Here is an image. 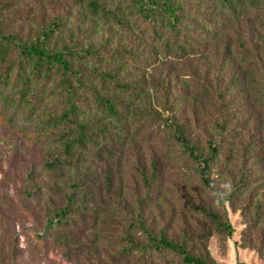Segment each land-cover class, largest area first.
Listing matches in <instances>:
<instances>
[{
  "label": "rangeland",
  "instance_id": "rangeland-1",
  "mask_svg": "<svg viewBox=\"0 0 264 264\" xmlns=\"http://www.w3.org/2000/svg\"><path fill=\"white\" fill-rule=\"evenodd\" d=\"M174 2L179 32L141 0H0V264H184L139 257V226L207 264H264V4ZM169 123L198 154L219 145L212 191Z\"/></svg>",
  "mask_w": 264,
  "mask_h": 264
},
{
  "label": "trees",
  "instance_id": "trees-1",
  "mask_svg": "<svg viewBox=\"0 0 264 264\" xmlns=\"http://www.w3.org/2000/svg\"><path fill=\"white\" fill-rule=\"evenodd\" d=\"M142 3V13L146 19L157 25H167L172 30H177L178 23L184 18V9L174 2V0H141ZM223 8L233 16H238L239 14L245 13L249 6H260L264 4V0H219ZM179 32V29L177 30ZM0 46L2 49L7 50L9 46L16 42L15 35H2L0 32ZM20 51L25 55L26 60L32 61L34 64H43L46 66H51L52 64H58L64 73L75 74L74 68H72L69 60L67 59L68 54L65 51L51 52L47 49L46 44L34 43L30 45L19 44ZM179 51L182 50V45H178ZM67 86V90L70 94L73 93V86L69 81L64 82ZM71 108H69L70 112ZM172 129L173 135L180 145L188 151L189 154L195 159L198 166V173L201 182L209 189L213 190L212 183L210 179V171L213 162L219 154V145L217 143L209 142L206 154H198L194 146L189 142L188 138L183 133L182 127L179 124H168ZM80 141L85 139L83 132L77 138ZM247 177L242 175L238 186L245 183ZM226 226L230 228V224L227 223ZM141 231L147 235L151 244L147 247H138L139 257H145L151 255L152 253H167L172 252L182 259L184 264H207L205 260L200 257L191 255L185 248L174 244L171 241L161 238L156 240L149 232L139 226Z\"/></svg>",
  "mask_w": 264,
  "mask_h": 264
}]
</instances>
